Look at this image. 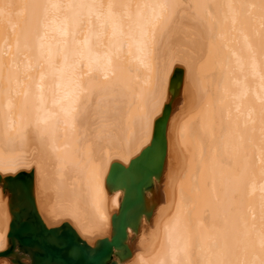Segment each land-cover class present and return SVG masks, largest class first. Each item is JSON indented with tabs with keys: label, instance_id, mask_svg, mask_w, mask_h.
Wrapping results in <instances>:
<instances>
[{
	"label": "bare ground",
	"instance_id": "6f19581e",
	"mask_svg": "<svg viewBox=\"0 0 264 264\" xmlns=\"http://www.w3.org/2000/svg\"><path fill=\"white\" fill-rule=\"evenodd\" d=\"M177 71L151 216L113 259L264 264V0H0V252L24 173L49 229L111 239L112 167L151 147Z\"/></svg>",
	"mask_w": 264,
	"mask_h": 264
},
{
	"label": "water",
	"instance_id": "95a60500",
	"mask_svg": "<svg viewBox=\"0 0 264 264\" xmlns=\"http://www.w3.org/2000/svg\"><path fill=\"white\" fill-rule=\"evenodd\" d=\"M182 82L183 73L177 71L171 82V98L156 125L151 147L128 170L119 165L112 167L107 180L109 190L124 189L125 194L112 218L111 239L105 238L91 247L69 225L49 229L37 211L34 175L24 173L5 180L3 185L10 194L12 221L9 247L0 252V258L11 259V264H118L113 259L114 253L121 261L129 258L128 229L138 230L142 214L151 216L152 211L146 207V191L153 190V178H159L163 172L167 126Z\"/></svg>",
	"mask_w": 264,
	"mask_h": 264
},
{
	"label": "rangeland",
	"instance_id": "374dc122",
	"mask_svg": "<svg viewBox=\"0 0 264 264\" xmlns=\"http://www.w3.org/2000/svg\"><path fill=\"white\" fill-rule=\"evenodd\" d=\"M3 259H4V258H3ZM5 259H6V258H5ZM5 259H4V260H5Z\"/></svg>",
	"mask_w": 264,
	"mask_h": 264
}]
</instances>
